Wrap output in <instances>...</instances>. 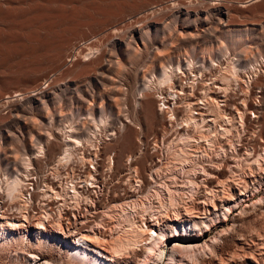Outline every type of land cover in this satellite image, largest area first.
I'll list each match as a JSON object with an SVG mask.
<instances>
[{"label":"bare ground","instance_id":"1","mask_svg":"<svg viewBox=\"0 0 264 264\" xmlns=\"http://www.w3.org/2000/svg\"><path fill=\"white\" fill-rule=\"evenodd\" d=\"M262 18L264 0H0V264L232 262L242 191L216 202L197 145L264 129ZM101 134L137 145L105 168Z\"/></svg>","mask_w":264,"mask_h":264},{"label":"rangeland","instance_id":"2","mask_svg":"<svg viewBox=\"0 0 264 264\" xmlns=\"http://www.w3.org/2000/svg\"><path fill=\"white\" fill-rule=\"evenodd\" d=\"M264 18H262V20L261 21H263L264 22V20H263ZM250 55H246V58L247 57H249ZM251 101L252 102H254V103H257V102H255V101H257L258 99V97H257V92L256 91H253L252 93H251ZM236 119H237V124L239 125L240 123V120H239V118H238V116L236 115ZM234 118L235 117H233V120L232 121H235L234 120ZM251 118H253V117H251ZM124 120V119H123ZM247 123H250V121H248ZM253 125H255V124H253ZM150 129H152L151 128V126H150V128L148 127V129H147V131H145L143 128L141 129V133H142V135H143V139L145 140V142H147V144H149L148 145V147L149 148H151L153 145H154V142H155V140L156 141H158V139L157 138H155L157 135L155 134V133H152L153 131H154V129H155V127H153V129L152 130H150ZM241 129V128H240ZM242 130V129H241ZM240 130V132L237 134V133H230V135H227L226 137H227V139L225 138L223 141L221 140V139H219L220 140V142H222L221 143V145H224L223 146V148H224V152L223 151H221L219 148L217 149V147H216V144H214V145H212L213 147H216L215 148V150H214V148L212 149L211 147L209 148H207V146H206V144H201V143H203L202 141H201V143L199 142L198 143V145L197 146H199L198 148H201L202 147V150H204L205 148H206V150H205V153H206V158L204 157L203 159H199V161H202V162H200L199 163V161H195V163L196 162H198L199 164L198 165H203L202 163H205V165L206 164H208L209 162L210 163H212V164H210V166L208 165H206L205 167H210V168H212V169H210L209 168V172L211 171V173L212 174H214V176H215V179H213V178H211V180H213V182H215V185H214V183L212 184V185H209L208 183V186H206L207 184H205V186H206V188L207 187H209L210 188V190H217V191H214L213 193L216 195V193L218 192V195L216 196V199L218 198V196H220V198H222L223 196L225 197V195L228 197L229 196V194L231 193V195H233L234 197H236V196H238V195H240L239 194V192H241L242 191V193H241V196L243 197V200L240 202V204H239V206H241V207H236V208H234L232 211H231V213L229 214V215H227V219H226V223L228 224V226L230 227V225H231V227L233 228V231H235V235L236 236H238L240 239H242V242L244 243L243 244V246L245 247V248H243L244 250H242V247L241 246H236L235 247V245H233L231 242H232V240H231V236L232 235H234V234H232V233H230V236H228V237H226V238H224V239H222L223 240V242L225 243V244H227L225 247H227V248H225V247H223V255H222V257H224V255H225V258L227 257L228 258V255L229 254H227V253H234L233 255V257H235V258H233L232 260V262H230L229 264H244V261H245V259H243L245 256H242L243 254L245 255L246 253H252V254H254L255 255V257H257V258H262V260L264 261V129H261L260 128V125H258V124H256L255 126H253V128H252V130H250V131H248V132H245V131H241ZM144 132V134H143V132ZM241 133V134H240ZM132 134V133H131ZM130 134V135H131ZM103 134H101V135H96V137H95V144H98L97 143V141L99 140H101L102 139V137H104V135L102 136ZM155 135V136H154ZM98 136V137H97ZM101 136V137H100ZM237 136V137H236ZM132 137V136H131ZM154 137V138H153ZM205 137V136H204ZM98 138H101V139H98ZM147 138V139H146ZM105 139H106V137H105ZM98 141V142H99ZM108 142H103V143H106V146H102V151H104V153H105V155H108V154H111L112 153V157H113V160H115V162H116V160H118V162H119V160H121V159H124V157H125V155H126V152L131 148V146H136L137 145V143L135 142V141H133V139L131 140V146L129 147H122V146H120V150H117V148L119 149V144L121 143L122 144V142H117L118 144H116V142L115 143H113V141H109V140H107ZM119 141V140H118ZM227 141V142H226ZM226 142V143H225ZM110 143V144H109ZM134 143V144H133ZM112 144V145H111ZM113 144H115L116 146H117V148H116V146H114ZM120 144V145H121ZM152 144V145H151ZM234 144V145H233ZM99 145H100V143H99ZM109 145V146H108ZM111 145V146H110ZM218 145V144H217ZM201 146V147H200ZM228 146V147H227ZM122 147V148H121ZM232 147V148H231ZM231 149V152L230 151H228V149ZM209 149H212L211 150V152H210V150ZM216 149H217V153H216ZM229 149V150H230ZM107 150V151H106ZM201 150V151H202ZM213 150L215 151V152H213ZM237 150V151H236ZM242 150V151H241ZM253 150V151H252ZM208 151H209V153H208ZM226 151H228V153L226 152ZM248 151V152H247ZM251 151V152H250ZM88 152V151H87ZM86 152V153H87ZM220 152V153H219ZM223 154H222V153ZM225 152H226V154H225ZM254 152V153H253ZM207 153H208V155H207ZM234 153H238L237 155L236 154H233ZM247 153H250L251 155H248ZM252 153H253V155L254 156H252ZM48 153H45L44 155H47ZM210 154L212 155V156H210ZM228 154V155H227ZM240 154V155H239ZM244 154V155H243ZM247 154V155H246ZM258 154V155H257ZM238 155H239V157H238ZM260 155V156H259ZM42 156V157H41ZM223 156V157H222ZM227 156V157H226ZM232 157V158H230V157ZM243 158H242V157ZM250 156V157H249ZM257 156L259 157V158H257ZM46 157V156H45ZM209 157V158H208ZM238 157V158H237ZM41 158V160L43 161L44 160V157H43V154L42 155H40V157L38 158V159H40ZM43 158V159H42ZM47 158V157H46ZM108 158V157H107ZM106 158V159H107ZM212 158V159H211ZM226 158V159H225ZM237 158V159H236ZM249 158H251V159H249ZM253 158V159H252ZM37 159V160H38ZM205 159V160H204ZM209 159H211V160H209ZM233 159V160H232ZM254 159L256 160V163H255V161H254ZM41 160H39V161H41ZM203 160H204V162H203ZM208 162H207V161ZM236 160H238V161H236ZM249 160V161H248ZM259 160V161H258ZM88 161H90V160H88ZM212 161V162H211ZM225 161V162H224ZM246 161H248V162H251V161H253V162H251L252 164H247L246 163ZM104 162V161H103ZM108 161H106V163H107ZM150 162V160H148V163ZM221 162H222V165H221ZM224 162V163H223ZM244 162H245V164H244ZM84 163H85V161H84ZM153 163H154V161H153ZM236 163V164H235ZM197 164V163H196ZM196 164H194V165H196ZM215 164V165H214ZM219 164V165H218ZM229 166H228V165ZM247 164V165H246ZM254 164V165H253ZM84 165V164H83ZM83 165H82V163H81V167H83ZM211 165H212V167H211ZM221 165V166H220ZM226 165V166H225ZM238 166V168H237V166ZM223 166V167H222ZM12 167V166H11ZM80 167V166H79ZM105 168H106V165L104 166ZM198 167V166H197ZM218 168V169H216V168ZM221 169H220V168ZM224 167H226V168H224ZM231 167V168H230ZM105 168H103L102 169V171L104 172H102V174H103V176H104V174H106L105 176V178H107L108 177V180L111 182V183H113V182H115L116 180V177L115 176H108L109 174L108 173H105V171L107 170V169H105ZM224 168V169H223ZM228 168V169H227ZM253 168V169H252ZM233 169V170H232ZM238 169V170H237ZM186 170H188L187 168H185V169H179V172H178V175H179V185L181 186V184L183 185L185 182H184V180L185 179H183V178H185V176H186ZM217 170V171H216ZM220 170H222L221 172H219ZM224 170V171H223ZM231 170V171H230ZM181 171H182V174H181ZM218 174H217V173ZM227 172V173H226ZM232 172V173H231ZM235 172V173H234ZM183 173L185 174V176H183ZM223 174H225V176H223ZM234 174H236V175H234ZM182 175V176H181ZM234 175V176H233ZM102 176V175H101ZM217 176V177H216ZM223 176V177H222ZM228 176V177H227ZM231 176H233V178L234 179H232V177ZM110 177V178H109ZM230 177V178H229ZM195 178H196V181H198V186H196L197 188H195V192H196V190H197V192L196 193H199V195H201V190H202V197L204 196H207L208 197V195H210V192L205 188V187H203V185H204V181L202 180L203 178L199 175V177H198V175L196 174L195 175ZM216 178H218V180L216 179ZM220 178V179H219ZM226 178V180H228V181H226L225 180V182H224V179ZM113 179V181H111ZM183 179V181H182V183H181V180ZM198 179V180H197ZM229 179H231V181L229 180ZM200 180V181H199ZM208 180V179H207ZM216 180H217V182H216ZM223 180V181H222ZM239 182H238V181ZM247 182V183H245V181ZM224 182L222 185H224V188H222V185L221 184H218V185H216L217 183H219V182ZM242 181L244 182V183H242ZM233 182L235 183V184H233ZM257 182V183H256ZM203 184L202 186H200L199 187V185H201V184ZM226 183H227V185H226ZM245 184H247V185H245ZM226 185V186H225ZM231 185V188L229 187ZM242 187H241V186ZM211 186V187H210ZM214 186H217V187H214ZM218 186H220V187H218ZM237 186V187H236ZM238 186H240V188L238 187ZM244 186H246V187H244ZM199 187V188H198ZM202 187H203V189H202ZM226 187L230 190H228V189H226ZM243 187H244V189H243ZM201 188V189H200ZM204 188H205V191H204ZM212 188V189H211ZM214 188V189H213ZM238 188V189H237ZM219 189V190H218ZM220 189H221V191H222V193H221V191H220ZM225 191V193H224V191ZM249 189V190H248ZM226 190L228 191L227 193H228V195H227V193H226ZM235 190V191H234ZM239 190V191H238ZM251 190V191H250ZM254 190H255V192H254ZM206 192H208L207 193V195H204V194H206ZM230 192V193H229ZM220 193V194H219ZM221 194L223 195V196H221ZM220 198H218L217 200H216V202L220 199ZM204 200V199H203ZM12 201H7L6 202V206L8 205V207H10V206H12V207H17L18 206V204H17V202H15V201H13L15 204H13V203H11ZM255 202H256V204H255ZM10 205H9V204ZM218 203V202H217ZM12 204V205H11ZM17 204V205H16ZM16 205V206H15ZM190 205V203H188V204H185V207H187V206H189ZM244 206H246L245 208H244ZM255 206V207H254ZM248 208H249V210H248ZM54 209V208H53ZM243 209H244V211H243ZM54 211H56L55 209H54ZM245 212V213H244ZM247 213V214H246ZM183 214V216H184V211H181V215ZM220 213H218V215H219ZM241 215H242V217H241ZM244 215V216H243ZM240 216V217H239ZM234 217V218H233ZM240 219H239V218ZM235 219V220H234ZM185 222L186 221H183V223L185 224ZM236 222V223H235ZM241 222V223H240ZM240 225V226H239ZM184 226H182V223L179 225V229H181V231L182 230H184V228H183ZM241 236V237H240ZM262 237V238H261ZM244 240V241H243ZM246 241V242H245ZM0 244H1V241H0ZM8 246V247H7ZM11 245H6L5 246V251L3 250V256L5 257V258H7V259H11V258H13V250H14V248L15 247H11ZM239 247H241V248H239ZM256 248V249H255ZM9 249V250H8ZM11 249V250H10ZM7 251V252H6ZM248 251V252H247ZM261 254V255H260ZM1 256V255H0ZM260 256V257H259ZM262 261V262H263ZM261 264V263H260ZM262 264H264V263H262Z\"/></svg>","mask_w":264,"mask_h":264},{"label":"built area","instance_id":"3","mask_svg":"<svg viewBox=\"0 0 264 264\" xmlns=\"http://www.w3.org/2000/svg\"><path fill=\"white\" fill-rule=\"evenodd\" d=\"M108 139H105V137H102V141L104 142H106ZM78 149H77V152L78 153H81L83 150H82V148L81 147H77ZM90 153H92L93 151L89 148V150H88ZM107 157H109L108 159H109V163H111V161L110 160H112L113 159V157H112V153L111 154H108V155H104V165H106V158ZM93 160L92 161H88V160H85V163H84V165H83V167H81V171H83V174H85L87 171H91L92 172V164H93ZM53 165V164H52ZM29 181H31V179H29ZM29 190H30V188H29Z\"/></svg>","mask_w":264,"mask_h":264}]
</instances>
